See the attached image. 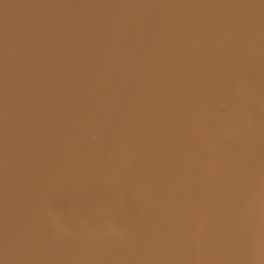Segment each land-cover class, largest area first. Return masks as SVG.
<instances>
[{
    "label": "water",
    "instance_id": "obj_1",
    "mask_svg": "<svg viewBox=\"0 0 264 264\" xmlns=\"http://www.w3.org/2000/svg\"><path fill=\"white\" fill-rule=\"evenodd\" d=\"M0 264H264V0H0Z\"/></svg>",
    "mask_w": 264,
    "mask_h": 264
}]
</instances>
